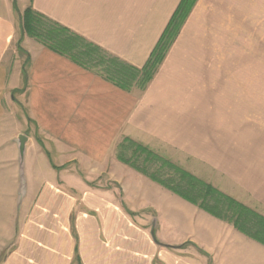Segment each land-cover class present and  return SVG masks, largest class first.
Instances as JSON below:
<instances>
[{
  "label": "crops",
  "instance_id": "crops-1",
  "mask_svg": "<svg viewBox=\"0 0 264 264\" xmlns=\"http://www.w3.org/2000/svg\"><path fill=\"white\" fill-rule=\"evenodd\" d=\"M181 1L24 9L142 68ZM17 19L0 0V264H264L263 243L116 156L127 138L167 149L264 215V0H197L151 81L131 90L36 39L19 47ZM105 173L121 186L89 184Z\"/></svg>",
  "mask_w": 264,
  "mask_h": 264
},
{
  "label": "trees",
  "instance_id": "trees-1",
  "mask_svg": "<svg viewBox=\"0 0 264 264\" xmlns=\"http://www.w3.org/2000/svg\"><path fill=\"white\" fill-rule=\"evenodd\" d=\"M196 2L197 0H182L180 2L158 44L142 68H137L123 61H119L115 57L107 64L105 58H99V50L101 49L99 46L36 11L32 6L25 8L21 14L23 27L21 38H19V47L21 46L24 35L27 34L48 48L71 58L76 63L94 70L97 73H99V67L95 68V65H99V61L106 63L107 65L100 70V73L123 89L131 90L134 82L139 88L143 89L155 75L169 47L178 35L181 26ZM14 7L18 13L19 9L16 7V4H14ZM91 63L96 64L93 66ZM125 140L130 143H135V141L129 138ZM140 146L143 147V145ZM143 150H149V148L144 146ZM120 158L126 163L129 162L122 155ZM169 164L174 166L181 174L176 184L169 183L156 176L152 177L184 198L199 205L211 214L233 224L235 228L264 244L263 214L222 192L211 183H207L205 180L193 175L182 167L172 163ZM135 167L140 169L136 165Z\"/></svg>",
  "mask_w": 264,
  "mask_h": 264
},
{
  "label": "rangeland",
  "instance_id": "rangeland-1",
  "mask_svg": "<svg viewBox=\"0 0 264 264\" xmlns=\"http://www.w3.org/2000/svg\"><path fill=\"white\" fill-rule=\"evenodd\" d=\"M13 1H14V4H16V7L19 9L17 22H18V26L20 29L19 38H21L22 27H23L21 14L25 10L24 7H25V5H27L28 0H13ZM249 20L252 21L253 19H249ZM254 29H255V25L248 26L247 43H248V45L252 46L247 51L249 57H255L256 51H257L256 45H255L256 33L254 31H252ZM27 37L35 39L34 37L28 36L27 34L24 35L23 39H26ZM244 44H245V40H244ZM232 51L234 54V52L239 51V49L238 48L232 49ZM100 57L105 58L107 64L113 58V56L108 55L102 49L99 50V58ZM119 61H121V60H119ZM91 64L94 66L96 63H91ZM107 64L99 61V65L96 64L95 68L99 67V70H102ZM255 67L256 66L254 64H248L247 65V71L248 72H254ZM132 88H139V87L134 82V85L132 86ZM139 145H143V144H139L137 142L130 143L129 141H126V140L123 141L118 146V150H117V154H116L117 158L119 160H121L123 163L130 165L132 167H133V165H134V167H135V165L138 166L142 170V172L145 171L144 173L147 175H150L151 177L156 176L158 178L166 180L169 183L176 184L178 182L181 174L179 173V171L174 166H172L169 163H172V164L179 166V167L186 168L185 164L184 163L181 164V162L171 161L170 158L168 157V154H167L168 150L167 149H161V148L155 149L154 148V150H152L150 147L145 146V147L149 148V150H143L144 145H143V147L142 146L139 147ZM121 155L124 158H126L129 161L128 163H130V164L123 161L120 158ZM136 169H138V168H136ZM140 169H138V170H140ZM98 183H99V185H103V186H113V185H115V186L117 185L118 187L121 186L120 184H117L111 178H109L106 173H105V175L99 176L95 180L89 182V184H93V185H96ZM256 211L261 213L258 210H256Z\"/></svg>",
  "mask_w": 264,
  "mask_h": 264
},
{
  "label": "water",
  "instance_id": "water-1",
  "mask_svg": "<svg viewBox=\"0 0 264 264\" xmlns=\"http://www.w3.org/2000/svg\"><path fill=\"white\" fill-rule=\"evenodd\" d=\"M28 139H29L28 136L23 133L20 134L18 137L19 152H20V169H21V174H22V181H25L24 160H25V151H26V145H27ZM154 228H155V220L153 222V229H152L153 236H155Z\"/></svg>",
  "mask_w": 264,
  "mask_h": 264
}]
</instances>
